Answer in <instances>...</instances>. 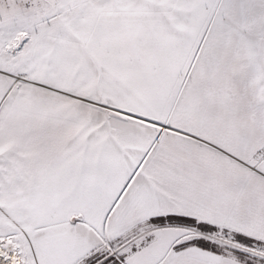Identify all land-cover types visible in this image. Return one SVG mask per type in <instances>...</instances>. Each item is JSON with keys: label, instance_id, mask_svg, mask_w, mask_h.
<instances>
[{"label": "snow or ice", "instance_id": "1", "mask_svg": "<svg viewBox=\"0 0 264 264\" xmlns=\"http://www.w3.org/2000/svg\"><path fill=\"white\" fill-rule=\"evenodd\" d=\"M0 264H264V0H0Z\"/></svg>", "mask_w": 264, "mask_h": 264}]
</instances>
